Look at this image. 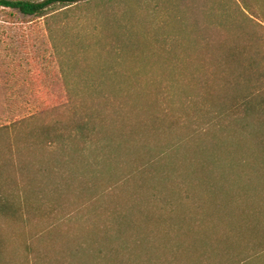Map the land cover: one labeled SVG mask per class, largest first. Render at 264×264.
Listing matches in <instances>:
<instances>
[{
	"label": "rangeland",
	"instance_id": "obj_1",
	"mask_svg": "<svg viewBox=\"0 0 264 264\" xmlns=\"http://www.w3.org/2000/svg\"><path fill=\"white\" fill-rule=\"evenodd\" d=\"M261 2L264 0H86L40 18L0 9V126L25 116L27 120L15 128L20 130L17 135L32 133L30 141L12 143L8 150L0 143V197L5 200L0 205L5 207V215L0 210V264L157 262L158 251H147L144 256L136 253L133 257H138L129 260L124 250L129 239L124 233L112 247L113 242L106 239L108 253L109 244L101 235L103 226L110 225L108 215L95 214L85 200L93 202V194L128 178L136 163L185 137L192 127H201L204 133L210 128L208 121L219 111L218 105L202 102L193 90L195 81L207 71L200 64H190V57L177 61V53L199 54L205 31L224 33L230 28L238 36L245 29L264 37V30L254 24L262 20L256 9ZM147 83H151L149 95L144 97ZM130 95L140 111L145 109L142 118L163 117L157 136H142L141 132L140 137L122 136L114 126L120 119L114 111L119 103H115L108 108L107 122L94 125L102 133L99 144L76 139L48 144L32 138L39 133L37 126L51 119L64 120L69 104L75 103L82 111L76 100L87 98L86 105H91L106 97L126 101ZM92 108L98 119V105L94 103ZM218 131L207 133L203 156L190 153L192 158L184 161L189 153L180 152L159 163L157 169L163 177L153 184L160 191L173 189L169 193L185 218L202 212L205 231L191 227V233L210 249L211 240L219 238L217 227L228 225L220 218L223 209L232 217L238 233L233 245L216 244L217 256L224 254L222 247L227 254L216 259L219 264H232L227 259L231 254L235 264H264V149L242 135L238 139V133L224 139ZM247 137L252 139L250 131ZM240 159L250 163L242 165ZM216 170L224 172L225 180H216ZM179 175L191 189V200L179 196ZM214 181L216 192L198 190L203 183ZM125 182L115 187L112 200L124 199L133 190L143 191ZM143 189L148 197L146 185ZM228 197L234 201L231 207L222 200ZM247 215L250 223L244 220ZM99 222L104 223L100 226ZM248 227L253 228L251 237L243 238L241 231ZM114 248L118 253H111ZM115 256L118 261L113 263L110 259Z\"/></svg>",
	"mask_w": 264,
	"mask_h": 264
},
{
	"label": "trees",
	"instance_id": "obj_2",
	"mask_svg": "<svg viewBox=\"0 0 264 264\" xmlns=\"http://www.w3.org/2000/svg\"><path fill=\"white\" fill-rule=\"evenodd\" d=\"M82 1L86 0H0V9H9L25 16L40 18L59 11L62 8L74 6ZM244 9L248 10L252 16H256L255 12L247 4H244ZM256 9L259 11L257 18L261 17L262 20L258 22L253 20L254 24L264 30V25L262 24L264 23V2L259 3ZM247 20L250 21L251 18ZM241 31L243 32L238 34V36L236 31H230V28L224 33L205 31L203 33L204 37L201 36L202 40L200 39L201 44H198V46L202 45L204 47L199 49V54L191 51L177 53V61L185 59V57L186 59L190 57V64L194 63L195 66L201 65L207 71L206 75L198 78V82L195 81V89L193 90L196 92L195 95L197 97L203 99L202 102H208L215 107L218 105L219 111L214 113L213 117H210L211 121H208L211 123L210 128H207L204 133L205 129L192 127V130L185 137L183 135L180 136L173 143H169V147L158 151L157 154L150 153L146 161L136 163L129 172L131 174L128 175V178L116 181L104 191H100V194L96 191L97 194H93L90 197L93 202L89 199L85 200L87 202L85 205H90L89 207L92 208V211L95 209V214L108 215L110 225L105 228L103 226V233L101 235L105 241L109 237L108 241L110 242L111 240L113 242L111 247L116 244V240L120 242L121 233H124L126 238L129 239L128 246L124 247V250H127L126 254H128L129 260L138 257H133L136 253H143L144 256V253L147 254V251H150L151 254L158 251V253H155L157 255V262L153 260L155 262L154 264H209L208 261L213 260V264H219L216 259L218 257L224 258L227 254L224 247H222L224 254L219 253L217 256L215 252L217 245L223 242L224 246H231L235 242L234 239L238 231L236 226L234 227L233 225L232 217L230 216L228 218L226 215L227 212L224 213L225 209L221 212L220 218L228 225L221 226L220 228L217 227V234L220 239L211 240V249L201 238H194V233H191V227L197 228V232L205 231V217L202 212H195L193 214L194 216L190 219L185 218L182 214L178 213L179 205L177 206L174 197L169 193L173 189L169 188V190L160 191L156 187L157 184H153V181L162 179L163 173L160 168H157L159 167V163L165 159L174 155L176 156L180 152L189 153L187 154L188 157L183 158L184 161L192 158L190 153L203 156L205 154L204 139H206L209 131L219 130L218 132L223 133L225 136L224 139H229L234 136L233 134L236 135L238 133V139H241L242 135L249 141L257 143L262 150L264 149V49L262 48L264 37L263 34L260 37L257 31L254 32L253 30L248 31L245 29ZM178 45L182 46L181 44ZM178 49L176 48L173 51L175 52ZM170 58H173V53ZM150 84H146V96L144 97L149 95L148 87ZM143 90L144 88L140 94L142 96ZM202 90L205 97L202 96ZM81 100V102L76 101L80 103L79 105L83 109L82 111L77 110L75 103L73 106L69 104L66 109L69 113H67V117L64 120L51 119L48 123L37 126V132L39 133L35 134L36 137L32 136V138H35L39 142H48V144L68 139H76V142L85 144L91 142L99 144L101 139L99 135H102V133L94 125H101L103 122H107L106 119L109 114L106 115V113L108 108L115 103H119V107L114 111H116L120 119L117 122L118 124H114V126L116 129H120L122 136L125 137L126 135L130 137L132 135L140 137L139 132H141L142 136L145 133H152L154 136L159 134L163 117L161 115H146L142 118L141 112L145 111V109L140 111L136 107V103H134L131 95L126 98V101H120L115 97H111V100L109 97H106L103 98V101L89 99V101L93 100L91 105H86L87 98H82ZM186 100L188 102L190 101V103L193 102L192 99ZM220 102H222L221 105L219 104ZM94 103L99 108L97 110L100 112L98 119L94 117L95 109L93 110L92 108ZM193 103L197 102L194 101ZM113 107L115 108L116 106ZM91 109L93 112H91ZM137 119L138 121L140 120V124ZM25 120H27L25 116L22 118H14L0 126V143L7 150L12 143L17 145L18 143L24 144L30 141L32 133L27 132L20 136L17 135L20 133V130L16 131ZM258 123L260 127L256 130V124ZM250 125L251 127H255V129L250 128ZM234 126L239 128L234 129ZM13 129L14 133L12 137L11 132ZM249 131L252 133L251 140L247 137ZM4 135L5 137H3ZM210 135L213 134L210 133ZM113 140L111 139L110 143H113ZM247 144L249 143L247 142ZM116 150L118 151V146ZM239 162L242 165L250 163L242 159ZM20 173L23 180L24 174L21 171ZM215 173L217 175L215 177L216 180H225L223 171L216 170ZM133 174L135 176L130 178ZM137 176H139L140 180H137L139 179ZM178 177L180 179L178 180L179 196L183 200H191V189L187 187V183H184L183 177L180 175ZM189 179L191 178L189 177ZM125 180V183L130 182L136 185V188L139 187L138 189H142L143 191L140 193L137 190H133L124 199L119 200L118 198H113L115 201L112 200L111 197L115 195V187L118 188ZM145 185L146 191L149 190L148 197L143 194V187ZM198 190L216 192L218 190L217 181L203 183L202 188H198ZM100 195L104 196L99 198ZM229 198L231 199V197H228L222 200L226 201L227 205L231 207L234 201ZM216 200L219 205L222 204L219 197ZM4 201L0 197V205H5ZM88 201L91 204H88ZM108 203L111 204V208ZM80 204L83 205V202ZM227 205L224 207L226 208ZM4 208L2 206L0 210L5 215ZM248 217V215L247 218L244 216V220L250 223ZM103 223L99 222L100 226ZM252 229L248 227L242 230L241 233H244L241 234L243 238L251 237ZM108 241L107 243L109 244ZM113 251L114 253L112 250L111 253L116 254L119 250L114 248ZM108 253H110V244ZM227 259L232 264L237 262L235 261L234 254H231V257ZM104 260L106 259H98L97 261L102 262ZM110 260L116 263L118 258L115 256ZM100 264H105V262Z\"/></svg>",
	"mask_w": 264,
	"mask_h": 264
}]
</instances>
